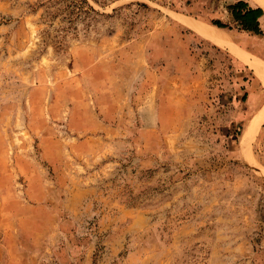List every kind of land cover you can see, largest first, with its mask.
<instances>
[{"label":"rangeland","instance_id":"374dc122","mask_svg":"<svg viewBox=\"0 0 264 264\" xmlns=\"http://www.w3.org/2000/svg\"><path fill=\"white\" fill-rule=\"evenodd\" d=\"M180 16L226 21L0 0V264H264V113L241 144L263 86ZM219 31L264 61V35Z\"/></svg>","mask_w":264,"mask_h":264},{"label":"trees","instance_id":"16d2710c","mask_svg":"<svg viewBox=\"0 0 264 264\" xmlns=\"http://www.w3.org/2000/svg\"><path fill=\"white\" fill-rule=\"evenodd\" d=\"M212 2L217 8H221L226 17V21L212 19V25L221 29L244 32L258 39L263 38L264 29L261 21L264 12L262 8L252 5L249 0H212ZM261 136L264 155V135Z\"/></svg>","mask_w":264,"mask_h":264},{"label":"bare ground","instance_id":"6f19581e","mask_svg":"<svg viewBox=\"0 0 264 264\" xmlns=\"http://www.w3.org/2000/svg\"><path fill=\"white\" fill-rule=\"evenodd\" d=\"M250 1L252 4L258 5L264 10V0H250ZM179 19L186 25L205 34L209 38V40L212 41L213 43L220 45V46L228 47L235 55H237L241 60H243L246 63V65L254 72L257 80L261 82L263 89H264V61L261 58L249 52H244V51L239 50L235 46V44L231 43V40L229 39V37H227L226 35H223L219 31V29L221 28H218L213 25H207L200 21L193 20L190 18H185L182 16H180ZM262 23L264 25V17H263ZM263 113H264V106L255 116L252 117L250 124L247 126V131H245V133L243 134V137L241 138V144H242L243 149L246 148L245 142L249 136L248 131L253 127L257 119Z\"/></svg>","mask_w":264,"mask_h":264},{"label":"crops","instance_id":"0c3cea01","mask_svg":"<svg viewBox=\"0 0 264 264\" xmlns=\"http://www.w3.org/2000/svg\"><path fill=\"white\" fill-rule=\"evenodd\" d=\"M250 1V0H249ZM251 2V1H250ZM252 4V3H251ZM252 5H255V4H252ZM255 6H258V5H255ZM259 7V6H258ZM261 8V7H260ZM263 12H264V10H263ZM263 20V19H262ZM261 24L263 25V23H262V21H261Z\"/></svg>","mask_w":264,"mask_h":264}]
</instances>
